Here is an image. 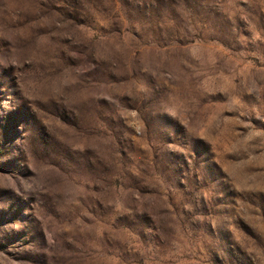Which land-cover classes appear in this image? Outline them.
<instances>
[{
  "label": "rangeland",
  "instance_id": "374dc122",
  "mask_svg": "<svg viewBox=\"0 0 264 264\" xmlns=\"http://www.w3.org/2000/svg\"><path fill=\"white\" fill-rule=\"evenodd\" d=\"M0 264H264V0H0Z\"/></svg>",
  "mask_w": 264,
  "mask_h": 264
}]
</instances>
